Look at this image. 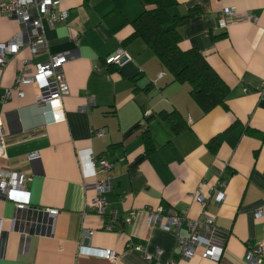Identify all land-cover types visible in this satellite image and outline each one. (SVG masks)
Instances as JSON below:
<instances>
[{
    "label": "crops",
    "instance_id": "crops-1",
    "mask_svg": "<svg viewBox=\"0 0 264 264\" xmlns=\"http://www.w3.org/2000/svg\"><path fill=\"white\" fill-rule=\"evenodd\" d=\"M170 2V16L194 11L179 28L178 46L202 53L229 87L225 106L203 112L187 83L173 81L143 40H130V21L150 8L142 0H59L67 17L52 25L42 18L46 48L31 54L23 47L0 67L6 138L0 167L26 174L31 204L21 213L25 221L12 229L13 205L0 202L5 231L0 264H169L178 237L188 235L186 220L201 213L192 196L197 186L210 201L208 213L223 250L217 261L197 251L175 264H248L247 243L264 239V0ZM228 6L236 15L220 28L218 15ZM19 31L31 36L35 29L0 14V42ZM118 47L131 59L106 65ZM49 54L68 55L62 72L69 93L61 109L38 105L35 83L1 98L25 62L31 74ZM88 96L93 100L83 111ZM86 151L112 164L103 219L90 203L94 178ZM31 152L38 158L29 161ZM45 208L58 212L51 215ZM150 208H160L162 215L177 212L185 220L177 229L147 225ZM110 210L119 218L106 230ZM131 211L134 219L124 222ZM100 249L116 257H101L95 253Z\"/></svg>",
    "mask_w": 264,
    "mask_h": 264
},
{
    "label": "built area",
    "instance_id": "built-area-1",
    "mask_svg": "<svg viewBox=\"0 0 264 264\" xmlns=\"http://www.w3.org/2000/svg\"><path fill=\"white\" fill-rule=\"evenodd\" d=\"M0 14L15 19L20 25L30 24L34 27L35 32L31 36H26L23 31L0 42V67L4 66L7 60L15 55L21 48L27 47L31 54L46 48V39L41 28L42 18H46L47 23L52 25L57 21H65L67 11L59 7V0H5L0 2ZM236 9L233 6L223 7L218 15V27L226 28L234 19ZM252 21L256 20L255 16H250ZM66 54H49L45 61L35 65V71L27 74V65L24 63L18 70L12 86L5 89L2 99L11 97L13 91L20 94L21 85L25 83H35L38 87L35 101L38 105L48 107L50 110L62 108V98L69 93L68 85L62 72V65L67 61ZM131 59L128 52L118 47L115 52L107 56L104 60L106 65L121 66ZM93 97H86V104L80 107L85 111ZM101 133V131H98ZM6 138L3 128V121L0 119V157L5 156ZM85 163L90 175L94 178V194L90 198L100 216L105 217V200L103 193L110 189L109 170L112 164L105 157H95L89 151L83 153ZM38 158L36 152L27 155V159L32 161ZM98 172H104V178L96 179ZM27 176L22 172L6 170L0 167V202L12 203L15 213L12 216V229L17 222H23L25 219L21 213L31 209L28 192L25 188ZM219 187L224 185L221 181ZM213 188V187H212ZM194 200L201 205V213L196 219H187L188 235L178 237L176 245V258L189 259L197 251L201 258L212 259L217 261L223 250V243L217 236V227L214 218L208 213L210 201L208 197L201 193L200 186L193 191ZM222 201V193L216 199ZM48 214L55 215L58 212L56 208H45ZM260 212L259 210L257 211ZM146 224L158 226L164 230L177 229L180 223L185 220L184 215L172 212L167 215L161 214L160 208H150L146 212ZM109 218L108 223H104V229L111 230L112 224L119 218L115 211L110 210L106 215ZM135 217L133 211L123 218L124 222H131ZM87 236L92 235V230L85 231ZM5 231L3 227V218L0 216V254L4 248ZM82 250V247H81ZM158 252V251H157ZM95 253L101 257L113 259L116 254L110 249L95 250ZM143 257L149 258L144 252ZM245 260L248 264L264 263V239L255 242H249L246 245ZM171 259L169 264H175Z\"/></svg>",
    "mask_w": 264,
    "mask_h": 264
},
{
    "label": "trees",
    "instance_id": "trees-1",
    "mask_svg": "<svg viewBox=\"0 0 264 264\" xmlns=\"http://www.w3.org/2000/svg\"><path fill=\"white\" fill-rule=\"evenodd\" d=\"M142 2L150 8H145L130 21L133 27L130 40L132 38L143 40L171 74L173 81L187 83L189 94L203 112L216 106H225L229 87L208 64L202 53L194 48L182 50L178 46L181 39L179 28L194 11L183 16H170L166 11L171 4L170 0ZM147 120L148 118L146 122ZM144 140L148 145L150 137L147 126L144 128Z\"/></svg>",
    "mask_w": 264,
    "mask_h": 264
}]
</instances>
